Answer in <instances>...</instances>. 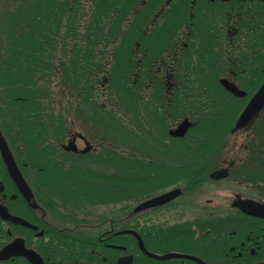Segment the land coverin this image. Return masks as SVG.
Instances as JSON below:
<instances>
[{"label": "trees", "instance_id": "trees-1", "mask_svg": "<svg viewBox=\"0 0 264 264\" xmlns=\"http://www.w3.org/2000/svg\"><path fill=\"white\" fill-rule=\"evenodd\" d=\"M0 15V108L18 144L37 167L90 175L52 161L77 157L62 143L82 133L95 168L121 173L105 189L116 199L127 188L129 205L155 171L158 129L163 141L188 118L187 135L172 139L223 140L264 80V0H4ZM255 131L264 142V119Z\"/></svg>", "mask_w": 264, "mask_h": 264}, {"label": "flooded vegetation", "instance_id": "flooded-vegetation-1", "mask_svg": "<svg viewBox=\"0 0 264 264\" xmlns=\"http://www.w3.org/2000/svg\"><path fill=\"white\" fill-rule=\"evenodd\" d=\"M239 88L247 94L236 97L247 98ZM262 115L264 107L242 128L238 117L224 123L227 134L217 141H175L171 131L181 122L159 141L158 129L155 171L139 180L138 201L129 205L127 188L116 199L105 189L110 174L98 186V171L37 167L0 108V264H264V142L255 131ZM86 138L77 131L62 145L76 143L78 156L52 161L94 169L100 162L87 157L94 145ZM84 177L99 188L84 189ZM167 193L169 200L142 206Z\"/></svg>", "mask_w": 264, "mask_h": 264}, {"label": "water", "instance_id": "water-1", "mask_svg": "<svg viewBox=\"0 0 264 264\" xmlns=\"http://www.w3.org/2000/svg\"><path fill=\"white\" fill-rule=\"evenodd\" d=\"M221 82L226 87V89L231 91L233 94L237 96H241V97L246 95V91H244L243 89H240L233 81L223 78L221 79ZM257 90L258 91L254 95V97L251 98L250 102L248 103V105L246 106V108L244 109L240 117L238 118L237 123H236V128L245 127L253 117H255L256 115H259L260 111L264 107V83ZM191 123L192 122L190 120H184L175 130H172L171 133L176 136H184L188 128L192 125ZM67 149L76 150L77 149L76 143L70 142L67 146ZM86 151L87 150H84L83 152H86ZM17 170H18L17 173H20V170L18 167H17ZM20 176L21 178H23L21 173H20ZM172 196L173 194L167 193V195L164 194L161 197L153 198L147 201L142 206L147 207V206L156 205L157 203H161L163 201L169 200V198H171ZM262 207L264 206L262 205Z\"/></svg>", "mask_w": 264, "mask_h": 264}, {"label": "rangeland", "instance_id": "rangeland-1", "mask_svg": "<svg viewBox=\"0 0 264 264\" xmlns=\"http://www.w3.org/2000/svg\"><path fill=\"white\" fill-rule=\"evenodd\" d=\"M80 144V146L83 148V146H84V144L83 143H79ZM104 166H101V165H99L98 167H96V168H94L95 170H97L98 171V173H97V175H98V177L97 178H95L94 179V181H92V184L93 183H95L96 185H98V186H100L102 183H103V181H101V175L102 174H105V173H103V172H105V169H107V172H110V175H111V173L115 176H120V174H118V173H116L115 171V168H111V170H110V166H107V168H105ZM94 174V173H93ZM91 178V177H90Z\"/></svg>", "mask_w": 264, "mask_h": 264}]
</instances>
